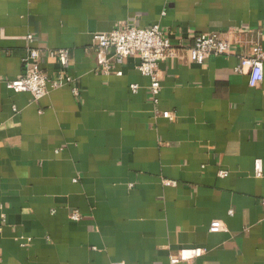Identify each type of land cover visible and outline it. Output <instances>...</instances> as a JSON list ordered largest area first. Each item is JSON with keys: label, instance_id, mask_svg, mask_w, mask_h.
<instances>
[{"label": "crops", "instance_id": "0c3cea01", "mask_svg": "<svg viewBox=\"0 0 264 264\" xmlns=\"http://www.w3.org/2000/svg\"><path fill=\"white\" fill-rule=\"evenodd\" d=\"M154 25L174 49L224 34L228 55L159 63L154 104L138 58L106 76L93 45ZM253 46L264 0H0L1 80L26 73L29 47L50 83L61 68L46 52L68 50L70 80L38 102L0 82V264H170L193 248L178 264H264V79L235 73Z\"/></svg>", "mask_w": 264, "mask_h": 264}, {"label": "built area", "instance_id": "2783aa9c", "mask_svg": "<svg viewBox=\"0 0 264 264\" xmlns=\"http://www.w3.org/2000/svg\"><path fill=\"white\" fill-rule=\"evenodd\" d=\"M27 43L32 45L33 37H26ZM93 45L96 50L97 64L102 74L109 76H122V72L113 71L112 65H122L124 61L131 57L139 59L140 63L137 67L139 74L149 80V93L152 102L157 104L160 91V81L158 77V65L171 59L181 58L180 52L184 53L186 59L191 63L202 64L210 56H226L228 55L231 42L220 33H207L196 36L191 46L182 49H174L169 41L165 38L159 25L151 28L138 29L133 26H125L122 29L113 30L108 33H96L93 35ZM112 55L108 57V53ZM66 49H57L46 52V57L56 60L61 68L59 81L50 83L48 77L40 69L39 56L33 47H29L27 56L23 60L26 73L16 80H4L0 78L8 90L15 93H28L32 96L34 102H38L49 92V88L58 89L70 83L66 79V84H62L63 72L69 67V54ZM183 58V56H182ZM264 51L259 46L251 48L249 57L239 58L235 73L248 76V85L251 88L257 87L264 79ZM134 93L137 90L136 85L130 86ZM77 94L76 89L72 90ZM162 118L167 120L173 119V114L162 112ZM262 174V163L259 159L254 161V175L260 177ZM218 176L224 178L226 172H218ZM264 205V201H263ZM71 221H79L80 215L74 212L70 215ZM222 230L221 223L212 222L209 232L217 233ZM203 249H183L175 256L169 258L170 264H178L180 262H189L201 257L204 254ZM124 264V263H113Z\"/></svg>", "mask_w": 264, "mask_h": 264}]
</instances>
